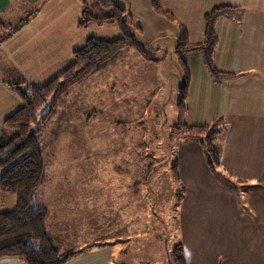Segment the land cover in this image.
Here are the masks:
<instances>
[{
    "label": "crops",
    "instance_id": "1",
    "mask_svg": "<svg viewBox=\"0 0 264 264\" xmlns=\"http://www.w3.org/2000/svg\"><path fill=\"white\" fill-rule=\"evenodd\" d=\"M221 4L235 7L216 22L213 60L226 76L215 82L200 52L182 57L188 83L184 121L202 126L221 120L224 128L217 140L222 168L216 173L199 142L184 138L177 144L181 256L185 264H264V0L161 2L186 28L191 43L202 41L204 14ZM82 10V0H0V39L32 15L0 43V134L5 119L22 104L7 83L21 78L43 86L72 63L73 52L88 37L120 35L114 25L109 35L90 34L93 27L79 26ZM15 206L16 198L0 189V213ZM81 250L65 264H118L113 259L117 249L109 243ZM0 264L23 263L4 256Z\"/></svg>",
    "mask_w": 264,
    "mask_h": 264
},
{
    "label": "rangeland",
    "instance_id": "2",
    "mask_svg": "<svg viewBox=\"0 0 264 264\" xmlns=\"http://www.w3.org/2000/svg\"><path fill=\"white\" fill-rule=\"evenodd\" d=\"M82 1L93 8L101 0ZM102 1L125 10L128 32L157 61L126 49L58 99L39 131L48 231L62 252L109 243L118 264H178L183 191L174 161L185 137L173 129L184 82L176 54L180 29L152 0ZM113 25L118 28L87 27L90 34L109 35Z\"/></svg>",
    "mask_w": 264,
    "mask_h": 264
},
{
    "label": "trees",
    "instance_id": "3",
    "mask_svg": "<svg viewBox=\"0 0 264 264\" xmlns=\"http://www.w3.org/2000/svg\"><path fill=\"white\" fill-rule=\"evenodd\" d=\"M162 0H152L158 13L174 20L161 5ZM93 10H95L93 12ZM235 10L231 5H216L203 16V39L191 43L186 28L178 23L180 33L176 54L184 66L183 55L200 52L204 64L215 82L226 74L218 71L214 64V53L218 43L216 22L220 17L230 16ZM28 15L16 27L9 30L0 39V43L19 30L31 17ZM125 10L111 1H100L89 8L83 2L79 21L80 27L89 24H115L120 35L112 40L94 36L86 39L83 47L73 52L72 63L59 75L43 86H35L21 79L17 83H7L10 90L21 100V106L3 123L0 134V189L16 198L14 210L0 213V257L15 256L23 264H65L82 250L62 252L54 243L48 231L49 210L40 201V190L47 182L46 164L39 139V131L47 125L53 116L58 99L67 94L76 84L88 76L102 70L116 60L124 50L137 51L143 58L150 60L145 51L138 46L135 38L128 32V22L124 18ZM187 81L179 90L178 123L174 132L200 143L207 165L211 172L220 170V151L216 141L223 130V121L212 125L193 126L184 121L186 114ZM37 125V128L33 126ZM177 166L174 164V179L179 181ZM260 181L264 187V175ZM95 246V245H93ZM175 261L185 264L181 256V247L174 248Z\"/></svg>",
    "mask_w": 264,
    "mask_h": 264
}]
</instances>
